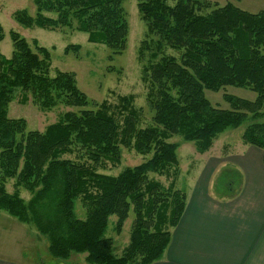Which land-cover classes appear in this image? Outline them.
Masks as SVG:
<instances>
[{
  "label": "trees",
  "instance_id": "obj_1",
  "mask_svg": "<svg viewBox=\"0 0 264 264\" xmlns=\"http://www.w3.org/2000/svg\"><path fill=\"white\" fill-rule=\"evenodd\" d=\"M122 1L33 0L35 15L20 10L14 19L25 28L85 33L89 43L115 55L125 49L128 35ZM137 1L146 24L139 58L147 52L142 81L148 85L153 126H139L141 111L130 95L120 96L114 106L98 104L78 88L71 72L51 76L50 52L35 39L33 50L11 30V55L0 52V211L31 224L39 234L35 238L44 237L48 254L61 261L72 254L83 255L87 264H152L162 258L186 202L185 192L175 188L179 144L169 142L173 136L203 154L227 128L245 124L241 140L263 151L264 164V10L250 13L226 3L204 15L195 11L198 0ZM3 38L0 26V43ZM167 49L180 51L179 59ZM227 86L247 88L256 97L224 94L228 109L212 106L204 91ZM16 96L41 110H74L43 132L27 130L24 119L8 117ZM121 147L152 155L117 175L99 172L106 163H120ZM171 169L174 178L166 186L148 177ZM236 175L222 170L216 191L229 189ZM21 188L30 194L27 201ZM130 211L129 242L118 256L113 239L105 237L108 220L115 216L113 231L119 235Z\"/></svg>",
  "mask_w": 264,
  "mask_h": 264
},
{
  "label": "rangeland",
  "instance_id": "obj_2",
  "mask_svg": "<svg viewBox=\"0 0 264 264\" xmlns=\"http://www.w3.org/2000/svg\"><path fill=\"white\" fill-rule=\"evenodd\" d=\"M200 6H195V11L201 14H208L216 5L223 6L232 3L241 10L257 13L264 10V0H198ZM137 0H123L122 8L125 13V20L128 25L126 47L119 54H112V51L103 45L92 44L87 41V35L76 30L60 28L46 30L40 28H25L19 25L14 19V13L25 10L29 15L34 16L36 6L33 0H0V26L4 32V38L0 43L1 54L9 58L12 52V43L9 31L17 32L33 48L32 41L35 39L39 46L46 47L51 55V76L57 70L71 72L75 76L78 88L87 97L98 104L106 101L110 105H116L120 96L130 95L133 97L135 108L140 109L139 126H153V112L147 103L148 85L142 81L143 68L148 57L144 52L143 60L139 58V50L142 41L146 38V24L141 19L137 8ZM170 5L174 0H167ZM69 49L66 51V48ZM77 47V48H76ZM76 48V49H75ZM167 55L177 60L181 52L167 49ZM111 56V58H110ZM229 94L239 98L254 100L256 94L247 88H236L227 86L218 91L205 90L204 95L212 106L228 109L224 102L223 95ZM20 97L16 98L8 106V117L10 119H24L27 130L43 132L45 128L56 123L67 107L59 106L50 111L41 110L30 100L21 104ZM89 108V107H88ZM245 124L237 128H227L219 134L215 141V148L218 153L222 150V143L242 142L241 134ZM169 142L178 143L177 158L180 161L178 168L181 175L176 181V188L184 191L187 180L192 176L197 177L196 170L200 165L199 156L194 144L184 142L180 137H172ZM214 148V149H215ZM215 150V152L217 151ZM209 151V150H208ZM152 153L142 155L134 150L121 147V161L113 166L106 163L99 172L117 175L127 167H133L143 163L151 157ZM173 169L166 175L149 173V179L160 181L166 186L171 178H174ZM187 172L190 177H187ZM201 174V172L199 173ZM198 174V175H199ZM6 189L13 192V180H8ZM20 196L25 201L30 198L28 191L20 189ZM77 215L83 216V209L79 202L76 203ZM134 215L130 211L128 219L124 222L121 234L116 235L113 231L115 216H110L105 237L113 239L114 254L120 255L123 248L129 242V233L133 224ZM37 231L31 224H23L0 211V259L5 262L17 264H87L83 255L72 254L67 261H61L51 257L46 251L47 242L44 237L36 239ZM39 235V234H37Z\"/></svg>",
  "mask_w": 264,
  "mask_h": 264
},
{
  "label": "crops",
  "instance_id": "obj_3",
  "mask_svg": "<svg viewBox=\"0 0 264 264\" xmlns=\"http://www.w3.org/2000/svg\"><path fill=\"white\" fill-rule=\"evenodd\" d=\"M221 145L219 153L214 141L200 154L197 177L184 189L182 215L162 258L152 264H264L263 151L241 142ZM222 170L238 176L229 189L217 192ZM180 175L179 170L176 181ZM0 264L17 263L0 259Z\"/></svg>",
  "mask_w": 264,
  "mask_h": 264
}]
</instances>
